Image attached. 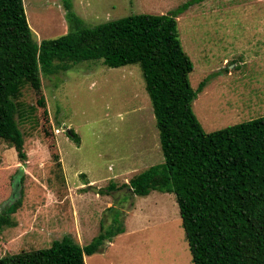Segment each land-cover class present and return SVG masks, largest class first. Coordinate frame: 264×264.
Returning a JSON list of instances; mask_svg holds the SVG:
<instances>
[{
    "label": "rangeland",
    "instance_id": "374dc122",
    "mask_svg": "<svg viewBox=\"0 0 264 264\" xmlns=\"http://www.w3.org/2000/svg\"><path fill=\"white\" fill-rule=\"evenodd\" d=\"M186 1L23 3L40 42L69 30L66 2L85 25L95 26L132 13H167ZM176 19L193 64L192 108L204 130L264 116V0H201ZM40 82L41 92L27 84L17 99L25 158L0 139V208L20 198L12 214L16 225L0 231V257L66 235L85 245L113 229L116 235L98 251L84 254L85 264H193L175 195H136L126 185L164 161L140 66L84 60L58 73L40 71Z\"/></svg>",
    "mask_w": 264,
    "mask_h": 264
},
{
    "label": "trees",
    "instance_id": "16d2710c",
    "mask_svg": "<svg viewBox=\"0 0 264 264\" xmlns=\"http://www.w3.org/2000/svg\"><path fill=\"white\" fill-rule=\"evenodd\" d=\"M198 1L187 0L167 13H132L95 26L85 25L66 2L69 30L37 42L23 0H0V139L25 158L16 120L23 111L17 99L27 84L40 90V71L58 73L84 60L110 67L137 63L164 161L132 176L126 184L130 192L175 195L193 264H264V116L211 131L199 122L189 83L193 64L176 19ZM19 205L20 198L0 208V231L16 225L12 214ZM114 235L113 229H103L85 245L66 235L44 248L5 254L0 264H85L84 254L98 251Z\"/></svg>",
    "mask_w": 264,
    "mask_h": 264
}]
</instances>
